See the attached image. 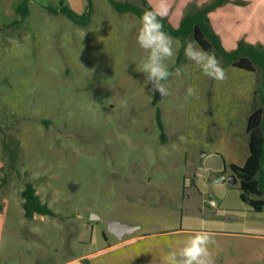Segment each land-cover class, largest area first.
<instances>
[{
  "label": "rangeland",
  "instance_id": "374dc122",
  "mask_svg": "<svg viewBox=\"0 0 264 264\" xmlns=\"http://www.w3.org/2000/svg\"><path fill=\"white\" fill-rule=\"evenodd\" d=\"M118 1H145L178 28L212 0ZM64 6L88 20L74 23ZM209 16L227 51L264 45V0H230ZM139 26L108 0H0V264H164L197 231L212 234L214 264H264V212L241 200L239 180L212 183L249 156L261 73L214 50L226 72L215 81L173 37L165 63L182 75L164 81L162 98L141 71ZM27 183L55 216L25 218ZM111 221L138 229L119 239Z\"/></svg>",
  "mask_w": 264,
  "mask_h": 264
},
{
  "label": "trees",
  "instance_id": "16d2710c",
  "mask_svg": "<svg viewBox=\"0 0 264 264\" xmlns=\"http://www.w3.org/2000/svg\"><path fill=\"white\" fill-rule=\"evenodd\" d=\"M108 1L119 13L129 12L139 18L145 10H153L147 6L145 1L143 4L147 8L118 0ZM229 2L230 0H212L202 7L191 9L183 17L178 28H175L166 17L161 18V23L166 33L181 40L180 54L184 52L187 37L191 36L204 50L211 52L215 50L216 56L222 57L227 64L246 71L261 73V85L255 91V103L247 118L246 132L249 138V156L242 166L233 164L231 169L239 180L241 200L254 211L264 212V45L248 44L244 40H240L232 51H227L223 47L222 40L212 28L209 15ZM18 11L21 17L25 18L28 15L27 2H23ZM60 12L76 24L88 20L86 14L79 16L67 6H64ZM209 38L212 41H209ZM156 94L158 95V92ZM157 119L163 135L164 126L161 123L159 113H157ZM10 154L11 162L14 164L15 153L10 150ZM22 197L24 200L22 207L26 219L32 220L36 214L55 216V212L48 204L41 201L31 183L25 185Z\"/></svg>",
  "mask_w": 264,
  "mask_h": 264
},
{
  "label": "clouds",
  "instance_id": "9594fccd",
  "mask_svg": "<svg viewBox=\"0 0 264 264\" xmlns=\"http://www.w3.org/2000/svg\"><path fill=\"white\" fill-rule=\"evenodd\" d=\"M166 15V11L145 10L140 17V26L137 32V43L144 50V58L141 71L146 74L145 83H151L152 91H158L160 96L170 95L164 81L171 76L180 77L181 69L175 72L169 71L165 63L174 56L173 37L163 30L161 18ZM188 60L194 62L203 75L215 80L226 79V72L220 61L211 51H206L194 40H189L184 49ZM195 95V90L188 87L187 96ZM215 243L212 234L208 231H197L183 242V246L178 250L169 252L164 257V264H214L209 251V245Z\"/></svg>",
  "mask_w": 264,
  "mask_h": 264
},
{
  "label": "water",
  "instance_id": "95a60500",
  "mask_svg": "<svg viewBox=\"0 0 264 264\" xmlns=\"http://www.w3.org/2000/svg\"><path fill=\"white\" fill-rule=\"evenodd\" d=\"M229 183L231 186H234L238 182V178L235 174L227 177L225 175L218 176L212 183L220 184V183ZM138 227L122 224L117 221H111L108 225V230L116 235L119 239H121L125 234L132 233L136 231Z\"/></svg>",
  "mask_w": 264,
  "mask_h": 264
},
{
  "label": "crops",
  "instance_id": "0c3cea01",
  "mask_svg": "<svg viewBox=\"0 0 264 264\" xmlns=\"http://www.w3.org/2000/svg\"><path fill=\"white\" fill-rule=\"evenodd\" d=\"M82 259H74V260H71L69 262H66V263H61V264H82Z\"/></svg>",
  "mask_w": 264,
  "mask_h": 264
}]
</instances>
